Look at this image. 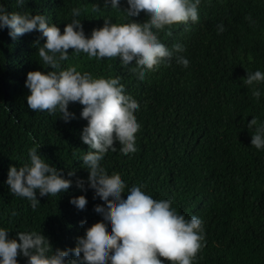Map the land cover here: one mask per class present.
<instances>
[{"label":"trees","instance_id":"obj_1","mask_svg":"<svg viewBox=\"0 0 264 264\" xmlns=\"http://www.w3.org/2000/svg\"><path fill=\"white\" fill-rule=\"evenodd\" d=\"M0 4L9 13L43 15L61 34L74 18L72 9L79 8L81 14L75 18L86 37L103 26L105 17L117 24L149 18L144 12L127 17V0H120V10L110 4L105 8V0H25L23 7L17 0H0ZM95 4L101 7L99 12L92 11ZM198 14L196 23L166 26L158 33L170 50L173 44L185 46L180 55L189 60L187 68L173 58L170 64L146 71L141 81L131 71L134 61L125 67L119 57L89 59L86 53L69 49L61 69L76 66L93 78L119 77L125 94L139 104L134 113L140 124L138 150L123 155L117 141V151L109 150L100 162L109 175L119 173L125 181L123 199L133 185L143 184L146 194L171 200L186 220L200 218L204 247L193 264H264V149L251 145L254 128L247 127L253 117L264 123V82L255 85L259 100L252 97L253 87L244 84L248 73L264 72V0H201ZM221 23L225 31L218 34ZM9 31L0 30V228L17 241V232H41L53 253L71 249L96 222L111 231L94 210L105 206L104 201L87 182L83 157L94 151L81 140L87 120L81 118L83 106L78 102L69 104L75 119L68 122L58 110L50 115L28 108L27 73L52 70L38 55L45 38L33 31L13 40ZM34 142L42 145L38 152L46 162L72 181L56 196L41 197L37 192L40 204L35 209L28 199L12 194L6 183L10 166L30 164L28 149ZM77 179L84 181L83 190L76 186ZM81 195L87 200L83 210L70 203ZM73 258L69 253L67 259ZM17 261L27 264L23 255Z\"/></svg>","mask_w":264,"mask_h":264},{"label":"clouds","instance_id":"obj_2","mask_svg":"<svg viewBox=\"0 0 264 264\" xmlns=\"http://www.w3.org/2000/svg\"><path fill=\"white\" fill-rule=\"evenodd\" d=\"M201 0H127V17L144 12L149 17L144 23H113L105 17L99 29H93L86 37L79 17L81 10L72 9L73 19L60 29L50 24L40 14L30 15L7 12L0 4V30L7 27L9 36L15 40L26 33L38 31L45 38L38 55L43 64L52 69L47 73L29 71L25 86L30 90L26 97L27 106L33 111L60 113L65 122L75 119L69 112L70 103L83 106L81 118L87 120L82 129L81 140L94 151L87 152L83 163L88 170V186L105 206H95L104 221L111 225L109 232L103 222H96L86 229L83 237L77 238L74 248L53 253L49 239L41 232H17L18 241L9 238L7 231L0 228V264H18L17 257L23 255L27 264H193L197 254L204 247L203 221L193 215L185 219L172 207L171 200H157L143 190L146 185L127 187L119 173L109 175L101 166L105 154L116 152L115 142L123 155L135 153L136 133L140 130L134 113L138 102L125 94L120 78H93L90 73L77 70L76 66L61 69V61L68 60V50L86 53L89 59L120 58L123 66L135 62L131 69L138 79H145L146 71H155L162 63L170 64L173 58L177 64L189 65V60L180 55L185 51L182 44H173L171 50L161 42L158 33L166 26L199 21L198 6ZM25 0H17L23 7ZM120 10V0H105L104 7ZM101 7L93 5L92 11ZM251 20V17H246ZM155 30V31H154ZM223 24L217 25L218 34L223 33ZM172 35L171 31L167 32ZM39 41H37V44ZM264 82V72L248 73L244 84L253 87L252 97L259 100L261 92L255 85ZM254 128L251 145L264 149V123L253 117L247 124ZM30 139L34 138L31 133ZM42 145L33 143L28 149L30 164L19 168L10 166L6 183L12 194L31 201L35 209L41 197L69 189L72 181L62 178L61 173L49 165L39 154ZM74 175L73 172L68 174ZM76 186L84 189V181L76 180ZM70 203L83 210L87 205L84 195L75 197ZM15 215V213H13ZM81 223H84L83 221ZM69 253L75 258L67 259ZM82 254V256H81Z\"/></svg>","mask_w":264,"mask_h":264}]
</instances>
